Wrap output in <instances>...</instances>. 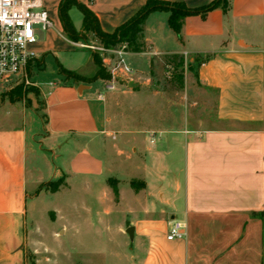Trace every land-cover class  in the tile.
I'll use <instances>...</instances> for the list:
<instances>
[{"label": "crops", "instance_id": "1", "mask_svg": "<svg viewBox=\"0 0 264 264\" xmlns=\"http://www.w3.org/2000/svg\"><path fill=\"white\" fill-rule=\"evenodd\" d=\"M62 1L44 3L54 27L58 22V34L75 49L60 19ZM77 1L96 15L103 31L112 33L147 0ZM164 1L198 8L213 0ZM74 10L81 13L77 21ZM68 13L83 31L82 11L74 5ZM168 19L165 10L151 12L142 50H128V64L146 81L133 78L107 91L104 79L75 82L62 77L45 86L34 80L44 94V115L30 117L12 105L7 109L11 113L0 118V264H28L30 251L37 252L32 248L41 228L30 211L38 212L45 196L60 191L47 189L60 176H66L62 191L69 195L61 209L66 221L62 232L78 234L81 218L97 220L114 230L109 243H122L110 248L117 261L264 264V0H232L227 12L219 7L206 17L189 15L181 37ZM53 29L47 31V41H39L31 79L35 64L43 68L46 53L58 54ZM89 52L87 65L93 60ZM173 54L190 61L211 55L196 67L199 83L215 94L211 115H189L182 126L156 134L148 126L114 127V94L152 82L147 75ZM79 65L66 68L78 71L84 67ZM131 81L135 87L129 86ZM30 154L33 176L28 174ZM39 159L45 171L39 169ZM136 178L144 182L140 189L131 184ZM175 220L186 223V236L169 240ZM130 227L133 236L127 232Z\"/></svg>", "mask_w": 264, "mask_h": 264}, {"label": "rangeland", "instance_id": "2", "mask_svg": "<svg viewBox=\"0 0 264 264\" xmlns=\"http://www.w3.org/2000/svg\"><path fill=\"white\" fill-rule=\"evenodd\" d=\"M80 17V11L74 10V20L77 21ZM57 23L56 20V27H53L57 35L53 38L55 40L53 50L58 54L54 55L53 51L46 53L43 68L40 70L37 64L33 66V79L30 78V83L20 82L0 87V118L6 116L7 112L11 113L7 109L12 108V105L17 111L26 113L30 117H33V113L36 112L44 115V94L41 87L35 84L34 80L41 82L42 86L48 85L51 81H58L62 77L65 80L71 79L75 82H93V77L97 74L98 69L95 56L100 60L102 67L109 75L108 78L100 79H104L105 82L122 81L119 77L114 78L111 73L110 66L116 60L115 53L88 47L74 49L64 37L58 34ZM37 38L38 41L34 44L35 49L41 44L39 41H47V31L38 28ZM74 41L97 47H106L93 33L82 32L81 39ZM127 49L129 50V47ZM89 50L93 60L90 65H87L85 58L90 55ZM198 58H205V56ZM194 59L190 61L187 56H184V61L177 67L173 65L164 66L158 62V67H155L147 75V77L153 78L152 82L149 81L145 85L138 84L139 87L137 88H142L133 91L125 88L124 92H116L114 94L115 107L113 114L115 120L113 126L117 128L129 127L130 129H143L148 126L156 134L157 130H161V128L174 129L182 126L189 115L210 116L215 108V94L206 90L197 80V63ZM81 63L84 64V67L78 71L66 68H77ZM61 67L70 73L72 72L73 78L65 72L61 73ZM94 67L95 72L93 71ZM133 78L134 81L139 79L146 81L144 75L139 78L134 74ZM18 88H22L24 91L20 100H16L15 95ZM3 104L7 106L3 107ZM142 137L147 139V136L143 135ZM145 139L144 145L148 144ZM38 161L41 164H39V169L45 171L43 160L39 159ZM28 165V174L33 176L35 173L33 154L29 155ZM53 166L55 167V164L52 162ZM29 183H31L30 179ZM112 183L117 184L116 182ZM131 184H134V188L140 189L144 182L136 178L131 181ZM47 187L49 191L52 187H58L60 191L50 197L45 196L42 200V204L48 208V212L43 210L42 205H39L38 212L30 211L32 219L37 217L39 220L41 229L37 235V243L32 248L36 249L37 252L30 251L28 264H125L124 261L115 260L110 254L111 247L117 246L120 248L122 246V243H115V241L109 243V235L113 236L114 230H106L107 228L97 220L90 218V222H88V220L81 218L78 234L63 233L62 227L66 221L62 217L61 209L69 200V195L62 191L63 188L67 187L66 176L55 178ZM89 200L92 204L95 203L93 196H90ZM31 207L32 202H30V209H32ZM78 222L79 220L76 221V223Z\"/></svg>", "mask_w": 264, "mask_h": 264}, {"label": "built area", "instance_id": "3", "mask_svg": "<svg viewBox=\"0 0 264 264\" xmlns=\"http://www.w3.org/2000/svg\"><path fill=\"white\" fill-rule=\"evenodd\" d=\"M54 27L44 0H0V87L30 83L29 68L37 59L34 44L38 41V28L48 31ZM78 47H88L113 52L116 60L110 66L112 76L122 81L105 82L107 91L115 90L119 83L133 79L134 70L127 62L128 45L115 48L97 47L73 41ZM103 97V93L100 94ZM186 236V223L175 220L170 226L169 240Z\"/></svg>", "mask_w": 264, "mask_h": 264}, {"label": "trees", "instance_id": "4", "mask_svg": "<svg viewBox=\"0 0 264 264\" xmlns=\"http://www.w3.org/2000/svg\"><path fill=\"white\" fill-rule=\"evenodd\" d=\"M232 0H213L210 3L198 7L190 8L182 1H164V0H147L141 9L131 17L127 22L120 25L114 32L108 33L101 29L99 21L96 15L83 3L77 0H63L60 5V19L62 22L63 30L67 37L71 40L81 39L82 32L93 33L98 37L106 47L115 48L120 44H127L131 51H141L144 24L153 11L165 10L169 12V26L181 37V28L185 17L194 14H200L202 17H206L209 11L215 8H222L225 12L230 9ZM76 5L83 13V31H78L72 19L69 16V9ZM197 57V58H196ZM194 61L197 65H201L206 60L211 58V55H206L205 58L196 56ZM184 61V55L173 54L165 58V65L180 66ZM95 63L98 66L97 74L93 77L92 81H96L100 78H108L109 75L105 72L99 59L95 56ZM61 73H66L73 78V73L68 72L65 68L61 67ZM85 81V80H84ZM87 82V81H85ZM22 88H18L16 91V100H20L23 94ZM53 181V180H52ZM48 182L47 186L52 182ZM48 188V187H47ZM58 187H52L51 191H58Z\"/></svg>", "mask_w": 264, "mask_h": 264}, {"label": "water", "instance_id": "5", "mask_svg": "<svg viewBox=\"0 0 264 264\" xmlns=\"http://www.w3.org/2000/svg\"><path fill=\"white\" fill-rule=\"evenodd\" d=\"M129 86H130V87H135V86H136V83L133 82V81H131V82L129 83ZM127 232H128L131 236H133V228H132V227H130V228L127 230Z\"/></svg>", "mask_w": 264, "mask_h": 264}]
</instances>
